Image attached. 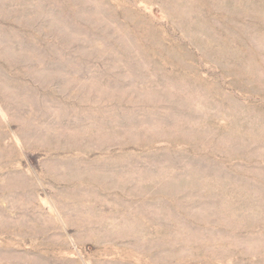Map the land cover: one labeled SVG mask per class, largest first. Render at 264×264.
<instances>
[{
	"label": "rangeland",
	"instance_id": "1",
	"mask_svg": "<svg viewBox=\"0 0 264 264\" xmlns=\"http://www.w3.org/2000/svg\"><path fill=\"white\" fill-rule=\"evenodd\" d=\"M0 264H264V0H0Z\"/></svg>",
	"mask_w": 264,
	"mask_h": 264
}]
</instances>
